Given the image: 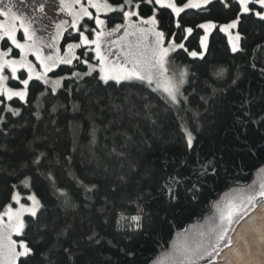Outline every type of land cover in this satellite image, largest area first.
<instances>
[{
  "label": "trees",
  "instance_id": "trees-1",
  "mask_svg": "<svg viewBox=\"0 0 264 264\" xmlns=\"http://www.w3.org/2000/svg\"><path fill=\"white\" fill-rule=\"evenodd\" d=\"M133 2L140 3L143 18L155 7L157 18H165L158 27L166 40L175 33L188 49L172 55L177 66L188 70L182 103L166 104L146 82L104 85L98 72L65 79L55 94L31 82L28 105L9 103L22 108L21 116L0 125V212L11 202L16 170L43 152L52 163L33 177L31 189L43 207L38 223L26 230L34 241L43 236L37 247L52 248L53 261L72 264L63 251L71 246L75 264H153L174 245L203 244L215 251L196 264H210L230 245L233 233L226 236L223 223L229 202L257 197L264 184V21L241 16V48L233 52L219 26L236 18L234 0H214L181 13L182 28H193L191 35L175 27L170 9ZM110 16L121 22V14ZM209 21L217 28L208 51L193 58L191 52H202L204 36L197 25ZM77 35H67L64 43ZM86 70L76 61L52 75L71 77ZM185 128L193 137L191 148ZM169 177L180 181L172 186L175 198L164 187ZM80 181L93 190L86 191ZM120 211L138 214L139 230L125 221L118 224Z\"/></svg>",
  "mask_w": 264,
  "mask_h": 264
},
{
  "label": "snow or ice",
  "instance_id": "snow-or-ice-1",
  "mask_svg": "<svg viewBox=\"0 0 264 264\" xmlns=\"http://www.w3.org/2000/svg\"><path fill=\"white\" fill-rule=\"evenodd\" d=\"M142 2L157 5L159 9H170L171 15L177 18L175 27L181 29L182 24L179 19L181 13H184L186 9L206 7L211 3V0H187V2L180 0L179 3L177 0H142ZM220 2L224 3V0H220ZM234 2L236 5V18L230 23L222 25L220 31L227 33L229 29L236 28L240 22V17L244 15L254 16L258 20L264 21V0H234ZM140 6V3H136L134 8L137 10H132L133 0H122V3L116 2V0H112V2L110 0H87L86 4L82 0H71V2L61 0V10L72 17L70 27L78 34L76 37L78 42L67 43L64 55H61V50L56 46V42L63 38V33L69 26L68 21L57 24L56 35L51 38L52 42L45 44L42 39L38 40L36 30L33 28L32 18L16 15L11 4L8 6L7 11H0V16L7 18L6 22L0 23V47L3 48L0 51V125L6 127L10 117L21 116L22 108L12 106V104H29L31 82L38 81L50 86L52 94H55L57 89L62 86L64 79H71L72 77L82 79L85 76H92L94 72H98L99 81L109 86H111L110 82L119 85L124 81L135 80L146 82L151 87L155 82L157 88L154 91H159L162 88L165 94L162 99L166 104L169 101L173 105L182 103L180 99L182 96L181 87L186 73L181 72L178 79L170 78L166 75L168 71L166 65L168 63L167 57L171 51L176 49L188 51V49L185 48L184 43L177 42L175 33L170 34L172 39L168 47H165V32L157 30L160 23L165 19L163 14L158 19L157 10L154 7L153 14L145 19L141 17L138 11ZM225 7H228V5L225 4ZM89 9H95V14ZM39 11L44 12L43 5L40 6ZM102 13L105 17L103 19L101 18ZM116 13L121 14L120 23H115L114 17L110 16V14ZM133 17L137 18L138 24L133 21ZM144 25L149 27L145 28ZM197 27L204 29L205 35L201 38V44L206 47L207 35L211 29L216 27V24L209 21L198 24ZM122 29L124 30L123 37L111 42L113 46L119 48V53L114 51L113 47H109L107 51L103 50L102 41L104 38L106 36L114 37ZM20 30L23 33V43L17 39V32ZM182 30L188 35L193 32L191 27L182 28ZM129 36L136 37V39L129 41L127 40ZM148 36H153L154 41H148ZM90 37L94 38L90 39ZM239 39V35L235 37L236 42H233L231 36L229 38L233 52L240 50ZM45 47L51 48L52 51L45 54L43 51ZM77 49H86V51L81 52L78 56L76 54ZM14 50H18V52ZM88 52H94V57L88 56ZM190 55L196 57L197 52L193 51ZM16 56L19 58L17 59ZM29 56L35 57L39 70L37 65L28 59ZM112 56H117V60L110 59ZM121 57L122 59H120ZM92 59L98 62V68L90 62ZM73 61H80L87 66V70L72 72L71 77L61 76L57 79L49 77V73H55L61 65L71 66ZM21 69H23V72H21ZM63 70L61 69V71ZM68 70L71 71V68ZM261 71H264V69H261ZM24 73H26V76ZM9 80L17 83L9 86ZM35 86L33 85V87ZM43 94L42 92L41 95ZM8 102H12V104ZM184 102H186V98H184ZM2 130L0 128V131ZM184 131L187 136V145L191 148L193 143L192 134L186 128ZM51 163L47 154L39 152L21 169L16 170L15 178L17 182L11 185L9 193L11 202L0 213V264H34V262L36 264H66V261L55 262L51 259L52 248H48L47 252L39 250L37 245L43 241V236L40 237V240L34 241L29 238L26 230L30 224L38 223V213L43 207L36 194L31 191L33 177L44 174L41 169ZM48 175L51 179L50 172ZM79 183L86 191H92L94 188V186L84 185L82 181ZM179 183L180 181L176 177H169L165 182L164 187L168 190L170 197L175 198L172 186ZM61 194L67 195L64 192ZM259 196L264 197V184L261 185ZM248 199L252 201L256 197L249 196ZM136 210L139 212L138 205ZM124 211L118 213L117 223L128 221L129 228L135 226L139 230L141 217L138 214L125 215ZM232 214L230 213L228 216L229 221H231ZM25 215L31 219L26 221ZM90 239H95V237H90ZM221 239H223V232L217 237L218 241ZM95 242L99 244L101 241L97 239ZM209 243L211 247V242ZM63 251L66 254L67 261H72V264H75L72 247H64ZM213 251H215V247H211V250H209L203 244L195 246L174 245L171 252L166 253L161 259L153 261V264H196L198 259L204 258L205 254L211 256ZM38 255L42 257L39 261H37Z\"/></svg>",
  "mask_w": 264,
  "mask_h": 264
},
{
  "label": "rangeland",
  "instance_id": "rangeland-1",
  "mask_svg": "<svg viewBox=\"0 0 264 264\" xmlns=\"http://www.w3.org/2000/svg\"><path fill=\"white\" fill-rule=\"evenodd\" d=\"M213 1L214 0H211V2H213ZM65 2H71V0H65ZM82 2L86 4L87 3V0H82ZM177 2L179 3L178 0H177ZM10 4L13 6V12L16 15L22 16V17H25V18H32V20H33V28L36 30L37 38H38V40L39 39H42L45 44H50L52 42L51 38L56 35V25L57 24H60L63 21H68L69 22V26H67V30L64 31L63 38L59 39L56 42V46L58 48H60V50H61V55H64V52H65L67 43H77L78 42V40L68 39V41L66 43H64V40L67 37V35L68 36H71L70 34H77V33H76V31L74 29H72L70 27V22L72 20V17L69 16L67 14V12L61 10V0H25V4L23 3L22 0H0V11H7V8H8V6ZM135 4L136 3L133 2V8H132V10H137V9L134 8V5ZM41 5L44 6V12L43 13H41L39 11V8H40ZM202 8H205V7H202ZM126 10H128V9L126 8ZM186 10H189V9H186ZM89 11H91V12H93V14H95V9H89ZM102 16H104L103 13L101 14V17ZM145 19H147V18H145ZM6 21H7V18L6 17L0 16V23L6 22ZM133 21H136L137 24H138V21H137V18L136 17H133ZM221 26H219V28ZM143 27L148 28L149 26L148 25H144ZM216 28H217V25H216L215 28H213V29H211L209 31V33L207 35V40L205 41L206 47L202 45V52L197 53V56L196 57H193V58H201V57L205 56V54L208 51L211 33ZM157 30L158 31H161L159 29V27L157 28ZM123 32H124V30L122 29L121 32L117 33L116 36H114V37H107L106 36L104 38V40L102 41L103 50L107 51L109 47H113V50L116 51L117 53H119V48L113 46L111 44V42L113 40H117V39H120L121 37H123ZM225 34L228 37V41H229V38L231 36L233 42H236L235 41V37L237 35H239L240 39L238 41V45H239V49L241 48L240 47L241 36H240V34L238 32V25H237L236 28L229 29L228 32L225 33ZM22 35H23L22 30H20V31L17 32V39H19L23 43L24 41L22 39ZM204 35H205V32H204ZM91 38H94V37H90V39ZM135 39H136V37H133V36L127 37V40H129V41H134ZM147 39H148V41H154L155 38L153 36H148ZM169 42L170 41L166 40V38H165L164 46L165 47H168ZM229 44H230V47L232 49V44L230 43V41H229ZM2 50H3V48L0 47V51H2ZM79 50L80 49H77L76 50V54L78 56L80 55L79 54ZM178 50H180V49H176L175 51H171L169 53L168 57H167L168 63L166 65V67H167L168 71H167V74L166 75L168 77H170V78L178 79L181 72H185L186 73V75L184 76V83H183V85L181 87L182 96L180 97V99H182V97H183V90H184V87H185L186 82H187L188 70L185 67L177 66L172 61V55L175 52H177ZM43 51L45 52V54H47V53L51 52L52 49L51 48H48V47H45L43 49ZM16 58L18 59L19 57L16 56ZM28 59L30 61H32L34 64H36L37 65V68L39 70V65H38V62L36 61L35 57L34 56H29ZM110 59L117 60V56H112V57H110ZM120 59H122V57ZM75 62L76 61H73V64ZM94 65H96L97 68H98V63L97 64H94ZM21 72H23V69H21ZM6 74H8V73H6ZM18 75H19V73H18ZM24 75L26 76V73H24ZM49 77L51 79H57V78H59V77L53 76L52 73H49ZM64 81H65V79L62 81V86H63ZM133 81H135V80H133ZM16 83H17L16 81L9 80V86H13ZM151 86L154 89L157 88V85H156L155 82H153V84ZM60 88H58L57 91ZM159 92L161 94L165 95L163 93V91H162V88L159 90ZM8 103H10V102H8ZM260 199H263V197H260L258 195L256 197V199L255 200H252V201H249V199L248 200H245V202H243L241 200H239V201H236L235 200V201L229 202L228 206L226 205L227 208L223 212V223L225 224L224 233H225L226 236H230L236 230V228L241 224V222L244 219H246L252 213V210H253L254 206L256 205L257 201L260 200ZM22 202H24V201H22ZM3 211H1L0 213H2ZM230 213H233L232 216H231V221H229V219H228V216H229ZM26 216L27 215H25V217ZM125 225L128 226V221H125ZM224 245H225V243L222 245V248H223Z\"/></svg>",
  "mask_w": 264,
  "mask_h": 264
},
{
  "label": "water",
  "instance_id": "water-1",
  "mask_svg": "<svg viewBox=\"0 0 264 264\" xmlns=\"http://www.w3.org/2000/svg\"><path fill=\"white\" fill-rule=\"evenodd\" d=\"M210 264H264V197L233 232L230 245Z\"/></svg>",
  "mask_w": 264,
  "mask_h": 264
},
{
  "label": "flooded vegetation",
  "instance_id": "flooded-vegetation-1",
  "mask_svg": "<svg viewBox=\"0 0 264 264\" xmlns=\"http://www.w3.org/2000/svg\"><path fill=\"white\" fill-rule=\"evenodd\" d=\"M23 1V3L25 4V0H22Z\"/></svg>",
  "mask_w": 264,
  "mask_h": 264
}]
</instances>
